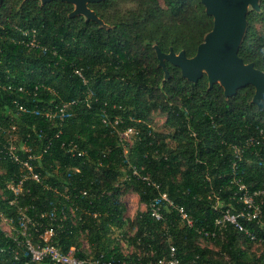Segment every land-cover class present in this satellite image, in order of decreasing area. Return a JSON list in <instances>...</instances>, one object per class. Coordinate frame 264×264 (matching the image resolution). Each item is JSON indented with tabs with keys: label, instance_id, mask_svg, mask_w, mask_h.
<instances>
[{
	"label": "trees",
	"instance_id": "obj_1",
	"mask_svg": "<svg viewBox=\"0 0 264 264\" xmlns=\"http://www.w3.org/2000/svg\"><path fill=\"white\" fill-rule=\"evenodd\" d=\"M88 6L107 28L81 15L69 17L73 6L59 0L1 2L0 148L14 125L17 152L25 156L19 149L25 145L30 153H41L32 164L58 190L27 182L30 191L20 204L31 205L32 216L67 215L54 236L63 251L79 247L83 239L93 254L102 252L119 264H153L168 255L170 245L182 264H264V195L259 222L239 218L255 239L228 222L212 238L199 233L213 230L226 210L241 208L234 194L240 183L250 191L264 190V111L251 102L253 86L225 98L219 84L208 88L206 75L193 83L167 61L164 79L153 48L194 55L213 25L201 0H99ZM246 20L238 56L264 72V0ZM32 30L45 49L26 44ZM73 99L77 103L67 108L61 125L58 116L46 115ZM103 111L121 119L117 129L102 123ZM154 111L163 114L161 132L151 126ZM127 126L137 133L124 146L118 132ZM250 136L260 144L245 148ZM69 141L84 154H69L64 146ZM134 169L147 180L133 175ZM20 172L14 162L0 159V191ZM127 192L146 206L166 192L189 213L192 227L170 208H162L163 220L146 209L136 213L129 224L133 232L127 234ZM0 209L13 212L1 197ZM118 229L121 236L113 235ZM199 239L210 240L218 250L200 245ZM253 244L259 252H250Z\"/></svg>",
	"mask_w": 264,
	"mask_h": 264
},
{
	"label": "built area",
	"instance_id": "obj_2",
	"mask_svg": "<svg viewBox=\"0 0 264 264\" xmlns=\"http://www.w3.org/2000/svg\"><path fill=\"white\" fill-rule=\"evenodd\" d=\"M26 44L45 49L44 45L37 41L34 30L31 31V38ZM74 72L81 78L83 83H86V80L79 70L75 69ZM7 88L13 89L12 85H8ZM18 90L22 92L26 91L22 86L18 87ZM76 103V99L62 102L55 106V111H48L46 115L49 117L53 114L58 116L59 125H61L64 121L67 108L76 105ZM84 103L89 105L86 98H84ZM101 121L103 124L109 125L115 129H117V126L121 123V119L118 116L112 118L105 111H103ZM14 130L15 126L12 125L8 131L9 137L5 145L0 148V159H8L17 164L21 169L20 174L16 178L6 181L0 191L1 199L13 209V212L10 213L11 215L0 209V257H2L0 259V264H119L118 261H114L111 256L106 257L102 252L93 254L86 240L83 239L80 240L81 244L79 247L72 245L66 251H63L55 243L54 236H56V231L63 227L67 215L62 213V215L57 218L52 212H41L39 216H36V214L32 216L29 214V211L32 210V206L20 204L21 196L30 191L26 186L27 182L40 184L43 189L55 193H57L58 190L44 182L40 171L32 164L34 160H39L41 158V153H30V148L25 145L19 148L21 152L26 154L25 156L17 152V146L15 144L17 137L14 135ZM118 133L120 142L125 146V143L131 142L130 137H134L137 132L132 126H127L123 131ZM261 134L262 131H260V135ZM258 144H260V139L255 136H250L243 142L245 148ZM64 146L66 151L72 156H82L84 154L83 150L78 149L76 143L72 141L64 143ZM231 147L239 151L238 145L231 144ZM47 148L48 146L43 149V152H45ZM132 174L142 180H147L145 176H141L135 169L132 170ZM151 184L158 188L156 183L151 182ZM81 193L85 194V191H81ZM234 194L236 201L241 204V208L236 213H231L229 210H226L222 218L215 221L213 230H199V233L212 238L217 232L222 230L223 227H225V223L228 222L242 231L250 239H255V235L247 230L239 218L246 221L255 220L259 222L264 190L256 189L250 191L243 183H240ZM162 208L172 209L186 226L192 227L193 221L189 213L182 205L172 201L167 196L166 192H161L158 197L150 198L147 204L149 214L155 220H163L164 215ZM69 213L71 216L75 217V210L72 207L69 208ZM43 217L47 218L46 223L42 222L41 219ZM77 219L80 220L81 217L79 216ZM74 222L73 220L71 223L74 224ZM122 264L125 263L122 262ZM153 264L182 263L175 254V247L170 245L168 255L157 258Z\"/></svg>",
	"mask_w": 264,
	"mask_h": 264
},
{
	"label": "water",
	"instance_id": "obj_3",
	"mask_svg": "<svg viewBox=\"0 0 264 264\" xmlns=\"http://www.w3.org/2000/svg\"><path fill=\"white\" fill-rule=\"evenodd\" d=\"M41 4L53 0H39ZM73 6L69 17L81 15L85 21H93L99 27L108 25L91 9L88 4L99 0H59ZM2 0H0L1 5ZM206 14L213 19V25L204 35L192 56L184 50L162 52L157 45L153 48L158 59V66L164 71L165 61L180 69L181 76L193 83L206 75L208 88L219 84L225 98L233 96L238 89L251 85L254 93L251 102L264 111V72L252 63L243 62L238 56L239 46L244 38L247 20L246 14L252 9L259 11L260 0H201Z\"/></svg>",
	"mask_w": 264,
	"mask_h": 264
},
{
	"label": "rangeland",
	"instance_id": "obj_4",
	"mask_svg": "<svg viewBox=\"0 0 264 264\" xmlns=\"http://www.w3.org/2000/svg\"><path fill=\"white\" fill-rule=\"evenodd\" d=\"M163 120H164L163 114H161V112H159V111H154L152 114V119H151V126H152L153 130L159 131V132L163 131L164 130V128L162 126ZM130 139L132 141L133 137H130ZM123 202L125 205V212H124L123 217H124L125 222H126L123 230L125 229L127 231V234L131 235L133 230L129 226V224L134 219L136 213L146 210L147 206L139 201L137 194H135L134 192H127L124 195ZM113 235L121 236L120 230L119 229L115 230L113 232ZM198 242L202 246H208L210 248H213V250H218V246L215 245L210 240L199 239ZM256 245L257 244L252 245L250 252H259L258 248L254 249V248H256ZM127 254H129V251L127 252Z\"/></svg>",
	"mask_w": 264,
	"mask_h": 264
}]
</instances>
